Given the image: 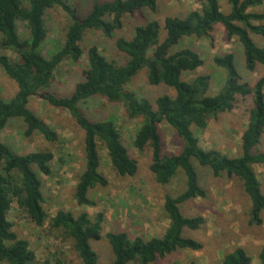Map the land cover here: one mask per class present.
<instances>
[{"label": "trees", "instance_id": "16d2710c", "mask_svg": "<svg viewBox=\"0 0 264 264\" xmlns=\"http://www.w3.org/2000/svg\"><path fill=\"white\" fill-rule=\"evenodd\" d=\"M158 1L94 0L91 9L80 15L71 0H0V69L15 85L9 98L0 96V133L15 120L24 126L23 137L39 135L46 142L59 143V134L30 111L28 104L32 97H37L66 111L83 135V167L76 179L73 199L78 206L95 207L90 191L108 184L99 171V144L118 176L133 177L138 171L136 159L122 142L115 118L89 111V103L100 98L121 104L129 120L141 119L132 147L137 152L150 153L148 169L156 185H168L180 175L184 179L181 192L164 196L162 209L168 225L161 236L131 237L123 230L104 235L113 255L111 264H155L177 251L203 250L201 242L187 235L201 227L203 218L185 217L180 211L182 204L206 196L193 162L208 168L214 177L224 175L241 183L250 202V225H261L264 212V194L253 168L264 166V152L258 150L264 133V77L253 86L243 82L235 55L229 52L212 60L225 74L217 92L210 93L208 75L184 79V75L203 65L200 54L185 46V41L207 39L212 44L217 26L224 29L227 39L240 43L246 71L264 68V48L252 38L259 36L264 40V13L256 10L264 8V0H227L229 10L225 13L218 0H194L200 8L183 17H165L162 25L156 20L147 21L136 26L132 34H116L122 30L125 17L143 10L155 12ZM55 8L67 15L69 23L63 40H55L53 49L44 55L42 50L48 37L46 15ZM88 31L100 32L108 39L117 35L114 46L119 59H108L96 45L84 49L81 44ZM83 56L86 68L81 80L68 93H58L53 83L59 66L64 62L77 64ZM142 70L146 71L149 85L163 86L172 95L165 93L151 102L126 90ZM249 97L252 103L241 135L240 154L228 157L216 150H204L197 134L207 128L210 119L231 113L240 100ZM161 123L167 124L180 140L178 151H163ZM53 159L50 151L18 154L0 140V264H39L29 243L18 238L13 222L8 220L13 204L36 227L47 225L49 230L71 239L80 264H98L91 243L102 238L103 212L91 216L85 211L74 215L58 210L49 216L43 208L39 175H53ZM257 259L264 264V246ZM251 261L243 248L236 247L222 256L220 264Z\"/></svg>", "mask_w": 264, "mask_h": 264}, {"label": "rangeland", "instance_id": "374dc122", "mask_svg": "<svg viewBox=\"0 0 264 264\" xmlns=\"http://www.w3.org/2000/svg\"><path fill=\"white\" fill-rule=\"evenodd\" d=\"M94 0H71L80 15L91 9ZM104 1V0H97ZM224 13L229 10L227 0H218ZM200 5L194 0H159L155 12L143 10L124 18L123 28L116 34H132L136 26L147 21L156 20L161 25L168 16L183 17L188 12L198 10ZM264 13V8L256 9ZM69 19L59 8L51 9L46 15L48 37L42 50H52L55 40L62 41ZM20 33L24 31L20 29ZM161 34H164L163 32ZM212 44L207 39H189V46L200 54L203 65L194 73L184 75L190 80L197 75L210 76V93H215L222 86L225 74L213 64V57L223 53L235 55V65L241 80L249 86L264 77V68L258 66L254 72L244 68L242 47L236 39H227L221 26L215 28ZM105 38L100 32L85 33L81 46L86 49L96 45L98 50L108 59L118 60L115 50V40ZM254 42L264 48V40L252 36ZM2 52V51H1ZM10 55L8 51L4 52ZM86 68L85 56L77 64L64 62L55 73L53 88L60 94L72 90L74 84L81 80L82 71ZM138 96L151 102L172 91L163 86H152L147 83L146 71L142 70L126 87ZM15 92V85L0 69V96L9 98ZM251 97L240 100L239 105L231 112L220 114L208 122L207 128L197 134L200 146L204 150H216L228 157L240 154L241 135L247 125L248 110L251 107ZM89 111L100 117H113L117 121L123 144L128 148L138 164V171L133 177H120L110 167L106 152L101 144L98 151L101 159L100 173L107 179L105 188L96 187L89 196L95 201V207L78 206L74 199L76 179L83 167V135L69 114L61 109L49 106L43 100L32 97L28 108L37 117L54 129L60 137L59 143L46 142L39 135L30 138L23 137L24 126L20 121H11L0 133V140L13 148L18 154L37 151H50L54 159L50 166L53 175L40 174L43 197V208L49 216H54L58 210L70 211L74 215L87 212L94 215L103 212L105 220L102 228V238L91 243L98 255V264H111L113 255L104 238L107 232L123 230L131 237L161 236L168 225L162 205L165 195L175 196L184 188V179L180 175L168 185H156L148 167L151 162L150 153L137 152L132 147L135 132L140 127L141 119L129 120L121 104L109 103L95 98L89 103ZM162 137V147L165 153H174L180 148V140L173 130L165 123L159 125ZM258 150L264 152V133L258 145ZM62 160V161H61ZM201 188L206 191L205 198L190 200L181 205L180 211L185 217H202L204 223L188 236L201 242L203 250L192 252L181 250L159 260L155 264H220L222 256L236 247H241L251 258V264H259L257 256L264 246V212L261 214V225H250V202L245 195L241 183L235 178L224 175L214 177L208 168L200 167L193 162ZM254 171L261 184L264 194V166L255 165ZM35 169V168H34ZM8 220L13 222V230L19 239L26 240L35 253L36 261L41 264L48 260L50 264L56 261L61 264H80V260L72 249V240L65 238L61 232L49 230L48 226L36 227L13 204L8 214Z\"/></svg>", "mask_w": 264, "mask_h": 264}]
</instances>
